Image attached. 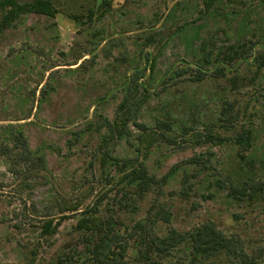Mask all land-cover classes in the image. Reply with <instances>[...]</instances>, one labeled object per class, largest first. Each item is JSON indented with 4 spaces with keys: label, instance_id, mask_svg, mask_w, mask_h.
I'll use <instances>...</instances> for the list:
<instances>
[{
    "label": "rangeland",
    "instance_id": "1",
    "mask_svg": "<svg viewBox=\"0 0 264 264\" xmlns=\"http://www.w3.org/2000/svg\"><path fill=\"white\" fill-rule=\"evenodd\" d=\"M41 1L50 3L53 16L22 14L0 33V147L15 144V130L3 128L13 124L27 150L43 160L39 172L25 173L19 149L10 157L0 149V264H55L73 252L79 256L74 264H90L86 232L76 225L81 212L96 206L93 218L118 223L124 264L186 263L187 233L205 224L235 238L253 264H264V70L242 64L236 75L228 69L196 81L195 69L181 62L196 54V46L186 45L195 23L214 56L248 40L258 44V56L264 47L261 0L217 2L218 12L208 14L207 0ZM233 10L239 15L223 17ZM147 53L156 60L152 73L143 64ZM178 68L185 73L177 75ZM133 95L143 102L130 117L119 106L133 104ZM227 104L239 115L236 130L207 127L217 124ZM125 118L128 131L117 138L110 125ZM161 122L195 130L173 133ZM241 127L250 132L248 147L234 142ZM209 129L228 140L205 142ZM133 171L154 179L141 198L127 177ZM246 181L253 183L241 197L231 191ZM131 199L135 211L124 206ZM63 216L53 236L41 235L47 219ZM170 230L185 241L159 252L152 243ZM240 262L222 256L203 264Z\"/></svg>",
    "mask_w": 264,
    "mask_h": 264
},
{
    "label": "trees",
    "instance_id": "2",
    "mask_svg": "<svg viewBox=\"0 0 264 264\" xmlns=\"http://www.w3.org/2000/svg\"><path fill=\"white\" fill-rule=\"evenodd\" d=\"M219 2V5L226 7L228 4L226 0H207L205 1V14L208 12L217 13L218 10L214 8V3ZM264 4V0H261ZM0 33L12 25V23L20 17L22 14L35 13L42 14L46 16H53L55 14V10L52 8L50 3L47 1L35 0L30 3L20 4L17 0H0ZM248 13V12H247ZM245 14V16L247 15ZM239 15L235 10L233 12H228L226 14H222L224 18H227L228 15ZM196 30L194 34L189 38L190 41H187L186 45L189 46L190 50L193 46H196V54L192 56L191 62H185L184 66L186 69H195L196 75L194 79L196 81H201L205 77L212 75L214 73L223 75V71L235 72V75L238 73V67L242 64L252 63L253 66L256 65L257 73L264 70V47L261 50V53L258 56L253 54V50L257 43L251 42V40L244 41L239 44L237 47L230 48L227 52H220L214 56V50L210 48L209 43L206 40L200 39V33L203 28L202 25L195 23ZM191 24L188 23L183 26H179L176 28L175 34L173 38L186 31V29ZM192 40V41H191ZM193 41H196L197 44H193ZM219 56V57H217ZM217 57V58H216ZM252 58V59H251ZM221 63V66L219 64ZM81 63L80 65H82ZM143 64L144 66H148L149 73H152L156 66L155 58L151 57L150 53L145 54L143 56ZM146 69V68H145ZM180 72L177 73L179 75L181 72L185 73L184 68H178ZM171 70L167 72L169 74ZM176 75V74H175ZM255 77L253 80H250L253 83L256 80ZM237 79L233 80V86L235 87L238 82ZM248 81V80H247ZM141 85V84H140ZM145 91V89H143ZM44 92V91H43ZM142 93H140L141 95ZM128 97V96H127ZM143 102V98L137 99V96L133 95V104L128 105V100L123 102L119 109H124L126 115L132 117L135 112H137ZM135 106L134 110H131V107ZM229 107L231 105L227 104L221 113L218 119L217 124L212 123L211 125H207V127H219L220 123L223 125L222 127L226 130L228 126L231 129L236 130L237 122L239 120V115L235 114L231 111ZM28 117L27 119H29ZM128 118H125L121 124H112L110 125L111 130L114 134H116L117 138H122L124 134L128 131ZM161 127L169 132L177 133L183 135H188L192 133L195 129L194 127L188 126L184 123H176L174 126L167 122H161ZM15 126L13 124H8L7 126H3V128L15 130V144L12 148H6L4 146L0 147L1 153L8 155L11 154L14 150H20V159L26 163V167L21 165V169H24L25 173H33L39 172L40 165H42V158L33 156L29 150L26 148V143L24 138L22 137L21 132H18L16 129H13ZM229 130V129H228ZM210 129L208 133L204 135V141L209 143L216 142H226L228 139L218 136L217 133H210ZM250 132L246 130L244 127H241L240 131H238L237 136L234 138V142L239 146L245 147L250 146L251 138ZM10 157V155H8ZM23 167V168H22ZM131 179L130 183H137V191L135 196L141 198L144 196L147 190L150 189V186L153 184L154 179L146 175L144 171H133L129 176ZM253 182L246 181L243 183H236L231 191L236 195L241 197L242 192L240 190L244 189L245 186H251ZM238 186V188H237ZM262 188L260 187V191ZM252 192H256L255 188H252ZM256 195V194H255ZM126 197V194H124ZM124 206H133V211L137 209L135 200L131 199L129 203H126ZM98 213V207L96 206L92 210L87 209L84 213H80L82 218L78 220L76 225V231L78 232H86L85 233V241L87 242V246H89L88 254L85 255L86 261H89L90 264H124L123 259L125 258L126 251V243L123 242V237L120 233V230L116 229L118 223L112 218L106 219L104 221L96 220L93 218L94 213ZM165 212L162 210L160 212V216L163 217ZM65 216L61 217L60 220L54 222L53 219H47L41 225V235L43 237H51L53 236L59 226L62 223V220L65 219ZM138 227H143L138 224ZM122 241V242H121ZM185 241V238L177 233L174 230H170L168 235L157 241H154L152 244L158 251L165 252L169 249H173L175 244L179 242ZM120 243V244H119ZM121 243H124L122 245ZM119 245L118 247H116ZM118 249V250H116ZM187 252L189 253V257L187 258L186 263L180 264H203L204 261H209L215 258H220L222 256H231L238 257L241 264H253L255 260L252 258L246 257L241 250H239L236 246L235 238L226 237L220 231H218L213 225L205 224L199 228L194 229L192 232L187 233ZM36 252L34 250L31 251V255L35 256ZM144 256V255H143ZM79 256L76 253L71 254H63L61 255L55 264H74L78 261ZM147 259V258H146ZM154 261L151 259H147L143 264H153ZM52 264V263H51Z\"/></svg>",
    "mask_w": 264,
    "mask_h": 264
}]
</instances>
